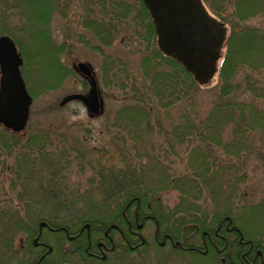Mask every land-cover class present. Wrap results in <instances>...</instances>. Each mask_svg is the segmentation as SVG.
<instances>
[{"label": "trees", "instance_id": "obj_1", "mask_svg": "<svg viewBox=\"0 0 264 264\" xmlns=\"http://www.w3.org/2000/svg\"><path fill=\"white\" fill-rule=\"evenodd\" d=\"M69 2L71 3L72 0ZM203 2L210 13L227 29L218 68L219 81L216 85V95L206 115L191 112L187 108V104L192 103V94L198 83L192 73L180 62L164 55L158 47L155 25L143 0H136L134 3L129 0H91L88 3L90 9L82 21L94 31L99 40L111 44L118 34L124 32L135 37L140 47L145 45L141 63L142 76L139 74V78L128 79L130 76L128 75L119 82L122 89L129 88L133 92L129 98L134 102L129 103L126 108L136 109L130 121L133 124L131 130L133 129L135 138L139 142H144L142 140L144 135H149L153 130V126H149L148 123L158 121L153 114L154 106L168 108L167 110L179 106L182 110L178 120L171 116V121L178 123L171 125L166 137L175 139L180 145L193 144L196 139H199V142L194 144L187 159H184L190 168L189 172L180 173L168 172L170 166L167 164L166 166L159 155H147V152V163L143 164L139 160L131 167L130 160L126 158L131 152L130 147L119 137L118 139L123 143L119 148L121 159H111L106 155L107 153L94 156L91 150L87 151L85 156L81 154L72 156L71 163L75 161L81 163L87 158L88 164L94 171L96 185L76 201L77 204L85 202L83 212L77 213L80 209L75 208L73 216L63 217L53 210L51 212L53 217H42L49 219V225L58 228L59 231L64 229L70 231L76 224L75 221L80 224L79 226H83V221H90V229L84 230V234L87 235L89 232L92 240L98 230H105L111 222V224L114 222L125 232L127 238H131L128 224L126 223L125 228L122 226L124 222L120 218V213L128 204L135 203V206L132 204L133 210L131 208L130 212L126 210L129 214L128 218L133 217V227L138 226L139 219L146 223L148 216H151L150 218L155 220L164 232L169 231L175 239L181 240L182 245L188 246L189 238L198 237L206 228L222 219L220 214L215 213L216 209L224 212L223 215L235 212L236 216L231 218L237 228L245 234L247 227L244 223H239L241 218L237 212H251L264 218V197L257 202H248L247 195L239 185L244 181L247 172L251 171L250 169L262 168L264 172V25H254L251 22L253 18L264 16V0H203ZM134 9L136 16L133 15ZM136 21H140V24L136 25ZM91 22H94L93 26ZM139 26L143 27L142 33ZM0 34L13 37L6 16L0 17ZM49 41V49L57 56L54 67L63 71L59 61L61 54L68 50V46L65 43L56 45L50 39ZM18 45L24 57L23 72L28 56L19 42ZM51 73L54 75L53 72ZM63 73L67 75L73 72H68L67 69ZM129 110L132 111L131 108ZM40 131L44 132L36 134L35 139L38 138L37 141L44 139V142L43 148L38 149L41 157L35 162V156L34 159L29 158L34 136L24 142L26 146L22 147L23 134L16 136L4 129L0 130V151L1 154L7 155L5 160H0V166L3 168L0 169V264H15L20 256L23 234L25 233L26 237L30 236V231L35 227L31 221L36 212L32 206L35 199L52 198L53 206L63 211H67V208H64L66 205L76 206L75 202L54 200L52 191V187L58 184L56 180L60 178L58 175L61 173L60 170H64L67 164L71 165L67 157L72 151L76 153V150L72 145V148L68 147L67 153L64 147L55 150L45 149L52 144V136L47 128ZM79 144L82 145L83 141L79 140ZM169 145L174 148V144ZM215 147L221 149L220 151L226 156L220 159ZM17 150L18 154H16ZM87 155L89 157H86ZM14 156L18 157L13 167V163L10 164L9 161L6 163V160ZM118 160L124 163L123 166L117 164ZM51 179L55 184L50 182ZM35 182L38 183L36 187ZM31 186L33 188H30ZM166 188L178 192V203L172 210L177 216L169 217L171 211L165 215L163 211L158 212V207L152 205L153 202H157L160 191ZM204 191L214 203L215 210L212 214L201 210L199 216L196 200ZM147 211L150 214H147ZM93 213L95 214L91 215ZM70 217H75L74 221L73 218L70 220ZM197 218L196 223H191ZM204 222L211 224L203 228ZM225 225L222 227L225 228ZM78 230L79 233L80 229ZM257 234L258 236H254ZM224 235L225 238H217L214 241L215 245L208 243L210 253L205 255L193 250L191 257L195 262L183 261V263L199 264L198 261L211 254L215 264H244L235 235L226 230ZM254 235L255 246L262 245L264 233L257 232ZM119 239V242L122 241L125 245H117L116 250L109 257L112 259L108 258L102 264H155L147 258L149 247L146 242L142 243L137 237L130 239L136 248L132 251L121 235ZM87 241L86 239L80 242L77 248L72 250L73 252L62 249L64 254L61 255L60 263H70L69 254L72 253L75 254L78 264H92L85 262L83 247ZM16 242L20 243L17 245ZM190 246L194 245L190 244ZM175 249L181 248L177 246ZM176 250L174 252H177ZM161 257L158 264H170L165 261L167 259L164 256Z\"/></svg>", "mask_w": 264, "mask_h": 264}, {"label": "rangeland", "instance_id": "obj_2", "mask_svg": "<svg viewBox=\"0 0 264 264\" xmlns=\"http://www.w3.org/2000/svg\"><path fill=\"white\" fill-rule=\"evenodd\" d=\"M90 1L91 0H72L70 3L69 0H0V17H7L13 37H15L14 39L17 43L19 42L22 45V49H24L28 56L27 65L25 64L26 67L23 70V76L26 80L27 88L34 99L30 107L29 122L23 134V143L32 139L34 136L31 142L32 145L30 146V148L32 147V149H30L32 153L29 154V158L34 159L35 156V162H37L36 159L41 157L38 154V149L40 147L43 148L42 144L44 139L37 141L38 138L35 139V135L44 132L40 131L41 129L47 128L52 136V144L45 149L55 150L59 147H64L67 153L69 151L68 147L70 146V148H72L73 146L76 153L72 151L67 157L70 163L73 158L72 156H77L78 154L85 156L87 154L86 152L90 150L93 151L94 156L107 153L106 155L111 159H121L119 148L121 144V146H123V143L120 141L122 138L124 142L126 141L125 144L130 147L131 152L126 158L130 160L129 163L131 167L139 162V160H141L143 164L147 163V152V155H159L164 164L170 166L171 169L169 168L168 172H189L190 168L188 164L185 163L186 161L184 159H187V155L194 144L199 142V139L194 140L193 144L180 145L175 139L166 137V132L170 131L171 125L178 123V121H171V116L178 120V116L182 110L179 106L171 108L170 110H167L168 108L154 106L153 114L158 118V121L148 123L149 126H153V130L149 135H144L145 137L142 139L144 142H139L135 138L136 135L133 133V129L131 130L133 124L130 121H132L131 115L136 109L133 107L126 108L129 103L134 102L133 99L129 98V95L133 94V92L130 91L129 88L122 89L119 86V82L128 75H130L128 79L135 77L139 78V74L141 75L142 58L144 56L143 50L146 48L145 45L140 47L139 41H137L135 37L129 36L130 33L125 34L123 32L118 34L111 44L110 42L109 44H105L103 41L99 40L94 31L83 22L84 15H86L87 11L90 9L88 6ZM129 1L134 3L136 0ZM135 14L136 10L134 9L133 15ZM251 22L254 25H264V16L262 18H253ZM135 23L139 25L140 21H136ZM91 24L93 26L94 22H91ZM139 28L142 33L143 27L139 26ZM49 39L53 40L56 45L65 43L68 46V50L61 54L59 62L60 68L63 67V71L68 69V72H73L72 74L68 73L65 75L66 72L63 73L61 69L54 67L57 56L49 49ZM84 61H88L93 65L99 80L106 105L105 112L102 116L90 117L87 114L86 107L80 101H72L63 106L59 105L64 95L73 92H85L88 89V83L73 68L74 63ZM51 72H53L54 75H52ZM218 81L219 78L217 74L208 84H198L197 88L194 89V94H192V103L187 104V108L190 109L191 112L194 111L198 112L200 115H206L215 98ZM129 108H131L132 111H130ZM0 130H3L1 126ZM144 131L143 129V132ZM19 135L20 134H16V136ZM79 140L83 141L82 145L79 144ZM23 143L21 146H26L25 143ZM169 144H174V148ZM173 149L174 151H172ZM214 149L216 153L219 154L220 159L226 156L220 151L221 149L216 147ZM1 153L0 151V160L2 161L7 158V155L5 156V154ZM16 154H18V150ZM17 157L18 156H14L6 160V163L9 161L11 162L10 164L13 163L14 167ZM86 157H89V155ZM18 159L20 160V158ZM23 161L25 162L26 160L24 159ZM118 161L119 163L117 164L123 166L124 163H120V160ZM1 168L0 166V169ZM250 170L251 171L247 172L248 174L244 177V181L239 185L247 195L246 201L249 200L248 202L253 203L264 197V172H262V168ZM60 172L61 173L58 174L60 178L56 180L58 183L57 186L52 187L54 200L62 199L67 203H76L80 196L86 191H91L95 188V174L91 169V165L88 164L87 158L81 163L75 161L72 162L71 165L67 164L64 170L61 169ZM48 176L49 175H47V177ZM51 180L50 182L55 184L54 180ZM35 183L36 187L38 183ZM30 188L33 187L31 186ZM210 191L214 192L212 190ZM51 201L52 198L47 200L46 198L43 199L39 197L32 202V206H34L36 212L31 221L35 227L30 231V236L26 237L24 233L21 238V243L16 242L17 245L18 243L21 244V253L15 264H20L19 260L21 259H23L26 264H29V260L32 258L31 254H35V264L40 257L44 258L45 264H50V262H52V264H78L76 261L77 258L74 256L75 254L72 253L69 254L70 263H60L61 255L64 254L62 249L67 250L66 252L76 249L80 242L82 243L83 240H86L87 235L84 234V230L86 231L88 228L85 229V225L82 228L79 226L80 224L75 221L76 224L71 227L72 230L70 229L69 232L59 231L58 228L52 230L47 227L50 226L55 228L49 225V219L42 217H53L51 215L53 210L54 212L60 213L63 217L68 215L73 216L72 214L75 213V208L80 209L77 213L83 212L86 204L81 200L82 202H80V204L76 203V206L66 205L64 208H67V211H63L62 209L55 208ZM177 203L178 192L174 189L166 188L160 191L157 202H153L152 205L156 208L158 207V212L163 211L165 215L171 211L169 217H173L177 216L176 213L172 212ZM132 204L133 203L128 204L125 209H122L123 206L121 208L120 218H122L124 222L122 223L124 228L127 224L128 226L133 224V217L131 216V218H128L129 214H127L126 211L128 210L130 212V208L132 210L134 209L135 203L133 204L134 206ZM196 204L199 207V213H197L199 216L201 215V210L210 214L215 210L214 203L207 197L206 191L197 198ZM215 213L218 215L220 214L222 219L217 220L213 226L208 227L209 229L206 228L198 237L189 238L188 243L194 246L189 247L190 244H188V246L187 244L182 245L181 240L175 239L169 231L164 232L160 226L156 224V221L150 218L151 216H148L149 219L146 223L139 219L138 224L142 223L143 226L141 228L134 226V229L136 233H139L138 235L140 237L138 235L134 237L141 239V242L143 239V242L147 243L149 247L147 258L155 264L159 263L160 259H162L161 256H164L167 259L165 261L170 264H184L183 261L190 263L195 262L194 258L191 257L193 255V250H197L199 253L205 255L210 253L209 244L213 242L215 245L214 241H216L217 238L221 239L222 236H225L224 230L227 231V229H225L226 226H230L229 229L231 230L227 232L235 235L237 245L241 249L240 256L244 264H248L246 258L249 257L251 253L253 254L254 251H257L256 258L264 254V238H262V245L255 246L253 242V235L255 233H264V218L254 215L251 212H237L241 218V221L239 219V223H244L247 227L245 234L237 228L231 218L236 216L235 212L233 214L230 212L223 215L222 213L224 212H220L216 209ZM94 214L95 213L91 215ZM147 214L150 213L148 212ZM74 216L76 217V215ZM75 217H70V220L73 218L72 221H74ZM43 221H45L47 225L41 226L40 223ZM196 221H198V218L191 223L194 224ZM84 223L90 224V221H83V224ZM111 223L108 228L112 231L115 243L119 246L125 245L122 241L119 242L120 233L116 230L119 228V225L114 222L113 224ZM114 224L116 226H113ZM210 224L211 223L207 224L204 222L203 228ZM223 225H225V228L222 227ZM80 228H82V235L75 238L74 236L77 235L78 229ZM159 229L162 231L159 233L160 235L167 236H165L164 239L160 238L159 241H156L154 239V234L156 230L160 231ZM100 231L101 229L98 230V233L95 235L97 238L103 236L104 230ZM67 233H70L73 239L68 238L66 235ZM254 236H258V234ZM168 237H172L175 242L180 241L178 246L188 247V249L176 250L172 243L167 240L169 239ZM34 238L36 239L35 243H37L35 247H33L32 244L29 245V239L32 240ZM92 242L94 245L93 247H95L93 239ZM130 249L134 251L136 248L133 247ZM174 250L177 252H174ZM113 252L108 256L104 255L103 259L97 258V260H93L85 254V262L102 264V262L112 256ZM178 253L183 256H180ZM210 255L211 254H209V257L198 261L200 262L199 264H215ZM109 259L111 260L112 258ZM48 260L51 261L48 262ZM250 263L264 264V259L262 257V259L257 258L256 261H252L251 258Z\"/></svg>", "mask_w": 264, "mask_h": 264}, {"label": "water", "instance_id": "obj_3", "mask_svg": "<svg viewBox=\"0 0 264 264\" xmlns=\"http://www.w3.org/2000/svg\"><path fill=\"white\" fill-rule=\"evenodd\" d=\"M143 1L154 21L161 50L182 62L197 82L208 83L217 71V63L226 37L223 24L207 11L202 0ZM22 63L23 58L16 42L8 35H1L0 124L14 132L25 129L33 101L21 73ZM73 66L86 76L90 88L86 93L66 94L59 105L79 100L86 106L89 116L101 115L105 109V102L92 64L85 61L74 63ZM40 225L45 226L47 223L43 221ZM85 226L89 227V223ZM142 226L141 223L138 228ZM179 243L180 241H177L175 245Z\"/></svg>", "mask_w": 264, "mask_h": 264}, {"label": "flooded vegetation", "instance_id": "obj_4", "mask_svg": "<svg viewBox=\"0 0 264 264\" xmlns=\"http://www.w3.org/2000/svg\"><path fill=\"white\" fill-rule=\"evenodd\" d=\"M229 228H230V226H226L227 231H231ZM50 229H51V228H50ZM85 229H86V228H85ZM89 229H90V227H89L88 229H86V230L89 231ZM128 229H129V231H130V233H131V238H127L125 232H124L122 229L117 228L116 230H117V232H119L120 235L125 239L126 244L130 245V247L133 248L134 244L130 242V239H134V238H135L134 236L136 235V231H135V229H134V227H133L132 224L128 226ZM52 230H53V229H52ZM65 232H67V231H65ZM68 232H69V231H68ZM66 235L68 236V238L73 239V238H71V234H70V233H67ZM81 235H82V233H81V234L78 233V234L75 235L74 237L77 238V237H79V236H81ZM165 236H166V235H160L158 232H156V233L154 234V239H155L156 241H159L160 238L164 239ZM113 237H114V236H112V231H111V229L107 228V229H105V230L103 231V236H101L100 238H99V237H98V238L96 237V238L93 239L94 242H95V247H93V246H94V245H93V242H92V240L90 239L91 236L89 235V232H87L86 239H87L88 241H87V243H86V245H85V247H84L85 254H87V255H88L91 259H93V260H97V258L103 259V258H104V257H103L104 255H106V256L110 255V253L113 252V251L116 249V246H117V244L115 243ZM168 238H169V239H167V240L170 241V242L172 243V245L174 246V242H175V240H174L172 237H168ZM221 238H225V236H222ZM101 241L103 242V244H100ZM29 243H30L29 245L32 244L33 247H35V244H37V243H35V238L32 239V240L29 239ZM38 244H39V243H38ZM211 244L213 245V242H211ZM80 245H81V244H80ZM113 246H114V248H113ZM47 247H48V246H47ZM134 247H135V246H134ZM186 248H188V247H186ZM71 251H72V250H71ZM28 253H29V252H28ZM249 253H250V252H249ZM29 254H30V253H29ZM256 254H257V251H254L253 254L251 253V254L249 255V257L246 258L248 264H251V263H250V259H251V258H252V261H256L257 258L262 259V257H263V259H264V254H263V255H262V254L259 255L257 258L255 257ZM31 257H32V258H30V260H29V261H31V263L29 262V264H32V263L35 264V254H31ZM250 257H251V258H250ZM40 258H41V257H40ZM40 258L37 260L36 264H45V262H44V260H43L44 258H41V259H40ZM223 260H224V259H223ZM19 261H20V264H26L25 261H24L23 259H21V260H19ZM94 262H96V261H94Z\"/></svg>", "mask_w": 264, "mask_h": 264}]
</instances>
